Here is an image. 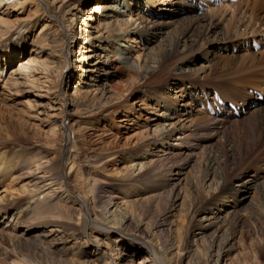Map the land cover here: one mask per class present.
<instances>
[{
    "label": "bare ground",
    "instance_id": "bare-ground-1",
    "mask_svg": "<svg viewBox=\"0 0 264 264\" xmlns=\"http://www.w3.org/2000/svg\"><path fill=\"white\" fill-rule=\"evenodd\" d=\"M13 1L15 0H0V6L10 2L7 5L9 7ZM32 1L36 3L37 7H42V3H44L42 0ZM109 1V5L100 9L99 17L104 19L105 23L104 25H101L100 22L98 24L97 29H101V32L99 30L101 34L94 39L96 50L88 56L80 55L78 60L81 66L80 75L87 78L88 86L97 93L99 100L104 101L111 98L112 95L111 90L107 88V81L112 76L110 67L113 63L128 70H135L145 77L151 76L153 73L154 80L158 81L157 78L161 79L169 73L170 64L167 62L180 57L182 58H179L180 63L175 65L172 71L174 78H169L171 82L168 79V83H166L168 86L162 85L157 90L153 89L150 92L153 96L152 108L160 107L162 111H153L152 109L149 111L148 114L151 115L149 122L144 126V130L139 132L140 138L137 139L134 148L130 149L131 155L126 158L125 163H128L129 166L124 167L126 172L124 181L117 186L113 185L110 179L98 182L93 180L92 176L82 177V167H77V162L73 161V158L69 164L67 163L69 165L66 167L67 172L62 175L59 173V168L60 166L63 168L64 164L48 165L47 161H44L40 156L31 158L29 149L22 147H18L20 149H1L2 144H0V238L7 237L9 242L2 244L3 241L0 239V264H175L174 257L177 260L176 264H184L186 260V264H225L228 253L222 246L213 255L209 252L208 259L202 260V262L200 259L188 258V253L185 251L174 252L172 240H160L162 234L166 235L170 232L165 222L171 216V207H174L176 195L171 205L169 204V208H166L162 212L163 214L161 213L162 216L158 215L154 222L150 219L152 223L143 218L138 220L137 216L139 215L136 216V213L129 212V210L133 209L132 211L135 212V209L142 208V202L138 195L145 194L150 197L148 193L159 191L162 188H170V197L174 195L175 187L182 181L180 176L183 167L196 159L193 149L198 146V140L193 138H197L199 134L207 135L209 132L212 133L209 135L212 137L228 124L229 117L220 119L213 116L211 119L201 113H198V118L193 121L185 122L187 124H183L177 119L181 109L190 113L194 104H198L196 111L199 112L204 97L208 98V91L205 93L206 90L202 87L204 80L227 78L226 91L222 90L220 84L219 88L222 93H229L232 103L241 108L247 106L248 96L249 100L255 102V98L249 93V90L264 92V67L258 69L264 62V50L260 52L259 56L243 55L244 52H239L251 48L255 44H260L264 48V0H246L244 4H222L216 7V9L222 10L223 14L230 12L231 23L228 22L223 28L213 18L214 14H210L215 9L206 11L205 15L198 13L197 17L183 16L185 6L188 7L187 14L196 12L187 4V0ZM147 6L149 9L151 8L148 14H146ZM45 7L48 12L46 4ZM160 7H164L165 11L169 12L166 16L167 21L162 20L165 16L158 13L157 10ZM49 17L55 21L58 18L55 15ZM235 20H237L236 26L233 25ZM58 23L59 25L55 26L62 32L61 24L63 22ZM0 27L2 28L0 29V54L8 52L5 55L2 53L5 60L12 49L14 50L11 43H6L7 40L11 35L19 34L22 28L18 27L13 31L10 23L3 19H0ZM68 28L67 25L65 33L62 32L61 41H63L62 49L65 47V58L69 60L73 54L70 45L74 42L75 37L71 33L68 34ZM177 29L183 31L180 37L174 39L173 42L170 41L165 54L160 59V64L155 63L154 65L149 58L151 55L154 58L158 57L160 53L153 54L151 52L153 48L150 45L158 40L168 42L167 39H170V35L176 33ZM55 35L57 36V32ZM44 38V42H46L48 39L46 34L40 35L32 41L31 50L27 55L45 53L48 50V44L40 43ZM249 43L251 44L249 45ZM3 44L6 45L4 50ZM230 44L232 48H237L239 59H236V56L219 58L214 55L216 51H227ZM21 46H19L20 51L22 50ZM142 46L143 49H140ZM136 48L140 51L144 50V53L141 52L144 54L143 57L141 55L133 57L132 53ZM81 49L83 48L81 47ZM195 51L202 56L204 62L208 63L207 65L191 68L190 64L193 62L192 58L188 59V55L196 53ZM19 55L21 56V54ZM11 56L12 58L4 64L3 69L0 68L1 88L7 93L15 91L18 85L26 86L30 83L27 78L28 74L23 73L25 76L21 74L25 66L20 62L16 71H11L10 74L8 71L5 74V79L1 80L5 69L12 66L14 60L16 61L13 52ZM157 71L158 74H156ZM186 80L188 81L185 82ZM178 84L181 87H178ZM212 85L213 91L220 90L218 87L216 88L215 83ZM169 88H172L171 91ZM170 92L174 95H171ZM174 100L177 103L171 102ZM248 107L249 111L245 112L247 116H243L237 122L243 124L246 119L250 120L252 136H263L264 103L256 107L251 105ZM248 107L246 108L248 109ZM223 109H219V112ZM156 111L158 112L156 113ZM226 113L228 115L231 112L228 110ZM65 116H73V114L66 111ZM127 118L124 116L119 121L124 130H128L130 125H135L133 119L129 121ZM77 123L80 122L75 120L73 125ZM234 124L235 122H231L228 126H234ZM76 130L75 128H66L65 133L68 136L70 134L74 136ZM236 133H238L237 130ZM69 137L70 141L72 137ZM251 137L245 136L244 141L251 142ZM237 138L241 144L234 143L237 154L234 156L237 160H234L238 163L247 158L251 151L243 144L240 137ZM206 140L210 141L211 138L208 137ZM15 144L17 145V143ZM210 146L208 145L209 148H211ZM203 149L205 148L201 150ZM40 152L43 153L42 150ZM86 161L93 166L101 163L103 158L101 160L96 154H93ZM218 167L220 166L218 165ZM220 168L222 171L217 176V180L222 178L218 184L225 186L227 179L223 176L226 175L227 170L224 166ZM201 180H203L202 177L198 176V183H201ZM257 180V175L253 172L248 175L245 173L244 177L238 178L234 185H228L225 188L226 196L222 197L221 203L220 196H214L206 201L197 220L198 232L193 235V242L204 241L209 230L217 226L219 222L223 223L224 214L226 216L240 210V206L252 199L254 189L258 188L256 187L259 184H256ZM12 206L14 208L10 209ZM213 206H215V211H212ZM141 212L144 214L143 211ZM140 215L142 214L140 213ZM160 218L163 220L161 221ZM3 222L5 223L1 227ZM30 223H37V225L27 227ZM169 235L171 236V234ZM29 237L34 239H29ZM154 242L156 246L153 244ZM257 242L262 245L261 240ZM252 250H255V247ZM194 257L196 258V254Z\"/></svg>",
    "mask_w": 264,
    "mask_h": 264
},
{
    "label": "rangeland",
    "instance_id": "rangeland-1",
    "mask_svg": "<svg viewBox=\"0 0 264 264\" xmlns=\"http://www.w3.org/2000/svg\"><path fill=\"white\" fill-rule=\"evenodd\" d=\"M15 1H13L9 7H7V5H9L10 2L8 4L3 3L0 6V19L9 22L13 27V31L18 27L22 28L20 32L18 31L19 29L17 30L19 34L11 35L10 39L6 42L7 44L11 43L12 48L14 47L12 52L17 62L14 60L13 65L5 69L1 80L5 79V74H7L8 71V74H10L11 71H16L18 63L20 62L24 63L25 66L21 74H28L27 78H29L28 81H30V83L26 86L18 85L15 91L7 93L2 90V82L0 81L1 149H20L21 147L29 149V153L32 155L31 158H38L40 156L44 161H47L48 165H53V163L64 164V170L61 166L59 168V173H62V175L67 172L66 167L69 166V161L73 158V161L77 162V167H82V177L92 176L93 180L98 182L110 179L112 184L117 186V184L124 181V177L126 176L124 167L129 166L127 165L128 163H125L126 158L131 155L130 149L134 148L137 139L140 138L139 132H142L146 123L149 122V117H151V115L148 114L149 111L151 109L153 111H162L160 107L156 108L154 106V109L152 108L153 104L151 101L153 96L150 92L153 89L157 90L160 88L159 86H168L166 83H168L169 78L171 79L173 77V68L180 63V57L171 59L167 62L170 64L169 73L161 79L157 78L158 81L154 80L155 76L153 73L151 76L145 77L135 70H128L123 66L113 63L110 67L112 76L107 81V88L111 90L110 93L112 94L111 98L104 101L101 99L99 100L97 93L92 90V87L88 86L89 81L87 78H83L82 75H80L81 66L78 60L80 55L88 56L96 50L94 39L101 34L99 33L101 29L98 30L97 27L99 22L101 25L105 23V20L99 17L101 15L100 9L109 5L110 1L42 0L44 2L42 3V7H37L36 3L32 0ZM244 1L246 0H240L237 4H244ZM45 4L48 6V12L45 9ZM162 8L164 7L158 8L157 11L160 15L165 16L162 20L167 21L166 16L169 12H166L165 8ZM146 9L148 10L146 14H148L151 8L149 9L147 6ZM153 10L155 11L156 9L154 8ZM209 10H213L210 14H214L212 15L214 16L213 18L220 23L222 28L225 27L228 22L231 23L230 12L223 14V11L216 9V7L209 8L206 11L209 12ZM187 11L188 7L185 6V13L183 16H188L187 18L198 16L196 12L195 14H187ZM206 11L201 14L205 15ZM51 15L58 17L57 21L49 17ZM145 17L148 18L146 15ZM61 18H64L65 21ZM58 22H63L61 24L62 32L65 33V29L68 25V34L71 33L75 37L74 42L70 45L72 46L73 54L70 56L69 60L65 58V47L62 49V32L55 26L59 25ZM233 25H237V20L234 21ZM0 29L2 28L0 27ZM242 29L241 27V31ZM56 32L57 36L55 35ZM182 32V29H177L176 33H173L170 35V39H167L168 42L161 40L154 41L150 45V47L153 48L151 52L153 54H160L155 58L151 55L149 60L153 62L154 65L155 63L160 64V59L165 54V50L170 41L173 42L174 39L180 37ZM43 34H46V38L48 39L44 42V38L40 43H42V45L47 43L48 50L43 54L36 55L34 53L32 55H27L31 50L32 41ZM4 44L2 46L3 50L6 46ZM250 44L251 43H249V45ZM20 45H22L21 51L19 49ZM81 47L83 49H81ZM230 47L231 44L227 51H216L214 55L219 58L236 56V59H239L237 48ZM252 48L253 47L239 52H244L243 55L252 54L259 56L260 52L264 50L263 47H261L260 50H257V48L252 50ZM140 49H143V46ZM84 50L85 52H83ZM12 52L8 54L7 58L5 57V60L2 57V53L5 55L8 52L6 51L0 54V68L3 69L4 64L8 63V60L12 58ZM141 52L144 53V50L140 51L136 48L132 55L133 57H137L138 55L143 57L144 54ZM19 54H21V56ZM189 58H192L193 62V64H190L191 68L203 67L208 64L204 62L202 56L198 55L197 52L188 55V59ZM263 67L264 62L258 69ZM158 73L157 71L156 74ZM170 79L169 81L171 82ZM226 80L227 78L204 80L202 82V87H204L206 93L214 89L212 84L215 83L216 88H219L220 84L222 90L226 91ZM187 81L188 80L185 82ZM170 82L169 84L171 85ZM187 86L189 85L187 84ZM178 87L181 86L178 84ZM221 88H219L221 96L232 102V97L229 96L230 94L222 93ZM170 94L172 95L173 93L170 92ZM210 94L211 92L208 94V98L204 97V99L207 101L210 100L209 102L212 104L218 103L215 97L210 98ZM249 98L248 96L246 99V107L253 103ZM171 102L174 104L177 103L175 100ZM204 107H207L206 104H204ZM246 107L245 112H248L249 107L248 109ZM221 108L224 107H219V109ZM196 110H198V104H194V108L190 113L188 111L184 112L181 109V112L178 114L179 116L177 115V119L182 121L183 124H187L189 121L198 118V113L207 115V117L211 119H213V116L219 117L220 119L225 117L222 114L224 109L219 112L220 114L203 111L201 108L199 112ZM66 111L73 114V116H65ZM157 112L158 111H156V113ZM245 112L239 118L235 119L232 113L228 114L230 117L229 122H227L228 124L216 135H212L214 138L209 136L212 134L211 132L207 135L199 134L197 138H193L196 141L198 140V146L193 149L196 159L183 167V172L180 176L182 181L180 182L181 184L179 183V185L175 187L174 195L170 197V188H162L159 189V191L156 190L153 193H148L150 197H147L145 194L138 195V198H140L143 204H141L142 208H138V210L134 208L135 212L132 211L133 209L131 211L129 210V212L136 213V216L139 215L137 216L138 220L143 218L146 219L145 221L152 223L158 215L162 216V212L166 208H169L176 195L177 199L174 207H171V216L165 222V225L169 228L171 233H166V235L164 233L162 234V238H160V240L164 239V241L168 239L172 240L174 252L180 253V251H185V253H188V256L186 254L188 258L205 261L208 259L209 252L213 255L222 246L228 253L225 264H233L234 262V264H264V174H262L264 173V133L263 136L260 137L252 136L253 133L251 132L252 125L250 120L246 119L243 124L237 122V120L239 121L243 116H247ZM124 116L128 117L127 119L129 121L133 119V124L135 123L133 126L130 125L128 130H124L121 127V122H119ZM75 120L80 123L73 125ZM231 122H235L234 126H228ZM66 128H75L78 130L75 131L74 136L68 133L70 134L69 136L72 137V141L68 140L70 137L65 133ZM236 130L238 133H236ZM207 136L211 138L210 141L206 140L208 138ZM245 136H252L251 142H245ZM237 137H240L243 144L247 146V148H250L251 151V154L247 158L238 163L235 161L237 160L235 159L236 157H234L237 155L234 143L237 142V144H241V142ZM7 138L8 140H6ZM15 143H17V145ZM253 144L255 145L253 146ZM208 145H211V148H209ZM202 148L205 149L201 150ZM40 150H42L43 153H41ZM93 154H96L101 160L103 158V161L93 166L88 164L86 160ZM218 165L220 167L224 166L227 170L225 172L226 175L223 176L227 179L225 186L218 184V181L222 178L220 177L219 180H217V176H219V173L222 171ZM76 169L78 170V168ZM250 172L257 175L258 180L256 184L259 183L256 185L258 188L254 189L252 199L247 200L244 205L240 206V210L233 213L231 212L232 214L229 213L230 215L225 216L224 214L222 217L223 223L219 222L217 226L209 230L204 241L197 240L193 242V235L198 232L196 228L197 220L199 219L205 202L214 196H220L221 203L223 201L222 197H224V195L226 196L224 193L225 188L228 185H234L238 178L244 177L245 173L248 175ZM198 176L202 177V184L198 183ZM145 207H147L148 210L145 209ZM12 208H14V206L10 207V209ZM214 209L215 206L212 207V211H215ZM169 210L171 211V209ZM141 211H143L144 214ZM140 213L142 215H140ZM160 220L162 221L163 219L160 218ZM4 223L5 222L1 223V227ZM36 225L37 223H30L27 227ZM38 232L39 231H37V234H39ZM169 234H171V236ZM22 236L25 237L24 235ZM33 237L35 238V236ZM34 238L29 237V239ZM228 238L231 240H227ZM259 240L262 241V245L258 244L257 241ZM2 241V244L9 243L7 237H4ZM153 244L156 246L155 242ZM254 247L255 250H252ZM191 251L192 253H190ZM194 253L196 254V258L194 257ZM163 259L167 261L165 257H163ZM174 260L176 264L177 260L175 257ZM186 262L187 260L184 264H186Z\"/></svg>",
    "mask_w": 264,
    "mask_h": 264
}]
</instances>
